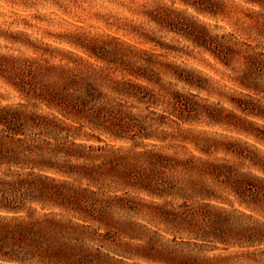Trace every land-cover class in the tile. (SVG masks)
Instances as JSON below:
<instances>
[{"label":"trees","instance_id":"16d2710c","mask_svg":"<svg viewBox=\"0 0 264 264\" xmlns=\"http://www.w3.org/2000/svg\"><path fill=\"white\" fill-rule=\"evenodd\" d=\"M150 16L237 64L231 107L178 87L206 89L194 68L111 35L0 51L15 92H0V264H264V44Z\"/></svg>","mask_w":264,"mask_h":264},{"label":"rangeland","instance_id":"374dc122","mask_svg":"<svg viewBox=\"0 0 264 264\" xmlns=\"http://www.w3.org/2000/svg\"><path fill=\"white\" fill-rule=\"evenodd\" d=\"M186 1L200 3L201 0ZM186 1L0 0V51L10 49L24 55L39 54L41 51L34 50V45L46 43L51 47L74 50L76 48L68 40L75 39L77 33L85 37L111 35L132 46L158 53L157 58L163 61H176L194 68L202 76L200 81L206 89H189L182 83L178 87L191 90L207 103L220 102L231 107L226 95H235L240 89L233 79L239 71L237 64L233 67L224 65L208 51L194 46L174 27L154 21L150 15L162 19L167 13L172 18L193 19L206 23L212 33H233L252 44H264V37L257 34V28L252 24L256 17L264 19V7L245 0H220L226 5V11L212 16L199 12ZM6 35H15L19 41L10 42L4 38ZM162 77L165 81L170 80L167 75ZM5 86L0 80V92L15 95ZM258 96L263 99L261 94ZM260 102L264 105V101ZM256 120L264 125V120ZM197 125L210 127L204 122ZM140 219L151 228L163 227L150 221L147 214Z\"/></svg>","mask_w":264,"mask_h":264}]
</instances>
